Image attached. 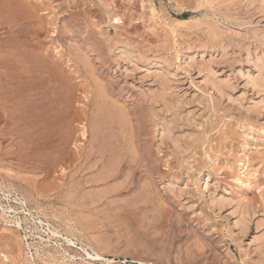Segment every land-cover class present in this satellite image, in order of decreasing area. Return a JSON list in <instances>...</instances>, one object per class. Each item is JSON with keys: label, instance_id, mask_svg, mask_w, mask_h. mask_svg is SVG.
Masks as SVG:
<instances>
[{"label": "rangeland", "instance_id": "374dc122", "mask_svg": "<svg viewBox=\"0 0 264 264\" xmlns=\"http://www.w3.org/2000/svg\"><path fill=\"white\" fill-rule=\"evenodd\" d=\"M263 75L264 0H0V264H264Z\"/></svg>", "mask_w": 264, "mask_h": 264}, {"label": "bare ground", "instance_id": "6f19581e", "mask_svg": "<svg viewBox=\"0 0 264 264\" xmlns=\"http://www.w3.org/2000/svg\"><path fill=\"white\" fill-rule=\"evenodd\" d=\"M8 5H10V4H8ZM11 5H12V3H11ZM22 6V5H21ZM5 8V7H4ZM3 9V8H2ZM1 9V10H2ZM16 10V9H15ZM23 11V10H22ZM28 11V10H27ZM14 12V11H13ZM11 14V13H10ZM23 14V13H22ZM29 14V13H28ZM30 15V14H29ZM19 17V16H18ZM10 18V17H9ZM25 18L26 17H24V20H25ZM27 19H28V17H27ZM21 21V20H20ZM13 22V21H12ZM28 22V21H27ZM20 23V22H19ZM31 24V23H30ZM70 30V29H69ZM130 52V51H129ZM27 54V53H26ZM122 55V54H121ZM124 56V55H123ZM126 56V55H125ZM32 58V57H31ZM30 59V58H29ZM127 59V58H126ZM125 59V60H126ZM36 62V61H35ZM37 64V63H36ZM32 69V68H31ZM39 72H41V71H39ZM47 73V72H46ZM260 73V72H259ZM31 74V73H30ZM39 74H42V73H39ZM48 74V73H47ZM29 75V74H28ZM36 75V74H35ZM264 76V75H263ZM16 77V76H15ZM258 78V77H257ZM253 79V78H252ZM37 81V80H36ZM256 81L258 82V83H260V84H262L264 81H263V77H259L258 79H256ZM28 82V81H27ZM54 82V81H53ZM34 83V82H33ZM47 84V83H46ZM98 85V84H97ZM221 85V84H220ZM219 85V86H220ZM226 85H228V84H226ZM95 86V85H94ZM45 87H47V86H45ZM224 87V86H223ZM229 87V86H228ZM31 88V87H30ZM33 88V87H32ZM48 88V87H47ZM50 88V87H49ZM64 88V87H63ZM99 88V87H98ZM45 89V88H44ZM102 89V88H101ZM27 90H30V89H27ZM39 90V89H38ZM96 90V89H95ZM42 91V90H41ZM98 91H99V89H98ZM34 91H32V93H33ZM99 93H101V91L99 92ZM95 94H96V92H95ZM98 94V93H97ZM64 95V94H63ZM98 96V98H99V94L97 95ZM97 98V97H96ZM36 100V99H35ZM33 103V102H32ZM28 104V103H27ZM31 104V103H30ZM95 104H97V103H95ZM97 107V106H96ZM33 110V109H32ZM97 110V109H96ZM112 117V116H111ZM106 119V118H105ZM116 119V118H115ZM96 122H98V121H96ZM91 131V130H90ZM16 201V200H15ZM19 201V200H18ZM17 201V202H18ZM20 203V202H19ZM22 204V203H21ZM24 205V204H23ZM23 207V206H22ZM24 208V207H23ZM4 209V208H3ZM24 209H26V208H24ZM5 210V209H4ZM24 212V211H23ZM41 223V222H40ZM43 223V222H42ZM19 229H21L23 226H22V224H20L19 223ZM50 230V232L52 231L53 233H54V235L55 234H57V236L58 235H60V233L59 232H56V231H54V230H51V229H49ZM27 237V236H26ZM66 240H67V242H68V245H70V246H73V245H75V243L72 241V240H70V239H67L66 238ZM39 251H41V250H39ZM38 255V254H37ZM45 255V254H44ZM47 255V254H46ZM87 255L89 256L90 254H88V252H87ZM50 256V255H49ZM92 257V256H91ZM100 257V256H99ZM98 259H100V258H98ZM55 261V260H54ZM60 263H62V262H60Z\"/></svg>", "mask_w": 264, "mask_h": 264}]
</instances>
